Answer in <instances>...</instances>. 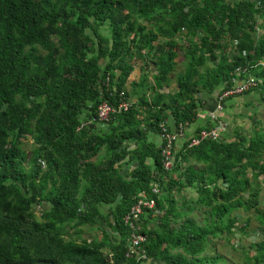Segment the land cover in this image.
<instances>
[{"label":"trees","instance_id":"obj_1","mask_svg":"<svg viewBox=\"0 0 264 264\" xmlns=\"http://www.w3.org/2000/svg\"><path fill=\"white\" fill-rule=\"evenodd\" d=\"M263 61L264 0H0V264H221L207 251L246 232L239 209L264 233V118L233 138L174 144L170 169L150 138L162 122L192 124L199 93L248 75L257 85L232 97L255 90L264 105ZM128 97L127 110L97 118L102 102ZM122 163H133L127 175ZM142 191L158 213L137 222V259L123 218ZM99 217L100 237L80 238ZM247 248L241 264H264V238Z\"/></svg>","mask_w":264,"mask_h":264},{"label":"built area","instance_id":"obj_2","mask_svg":"<svg viewBox=\"0 0 264 264\" xmlns=\"http://www.w3.org/2000/svg\"><path fill=\"white\" fill-rule=\"evenodd\" d=\"M261 31V29H258ZM242 54L245 55V51H242ZM264 65V62H262ZM258 83V78L254 76L248 75L247 78L241 83H237L235 86L231 88H227L222 90L220 94V103L216 106V111L210 115L212 120L218 119L220 116L219 112L223 108V101L230 96L235 94L242 93L246 90H250L254 88ZM132 101L131 98H123L119 101L118 105L114 107L113 105L102 102L97 108V118L99 120H108L111 113L120 110H127L128 107L131 105ZM89 124L90 121L84 122ZM83 123V124H84ZM82 124V125H83ZM81 125V126H82ZM161 128V138H162V146H161V157H162V166L165 169H170L173 163V147L175 142L177 141L178 136L183 133L184 126L179 124L176 130L170 131L165 122L160 123ZM225 130V124L222 120H218L217 124L210 128H203L201 129L197 135H193L189 138L190 145L197 144L199 141L203 139H219L221 136V132ZM152 194H158L160 189L157 183H153L151 186ZM155 206V199L153 197H147V194L142 191L138 195V199L136 203L130 208L129 212L124 216L123 220L126 225L129 226L130 232L127 239V248L125 255L127 257L136 255L137 259L144 257V248H142V244L146 241V236L140 232V225L137 223L140 216L143 214L145 208L153 209L152 216H156L158 210L154 209Z\"/></svg>","mask_w":264,"mask_h":264},{"label":"rangeland","instance_id":"obj_3","mask_svg":"<svg viewBox=\"0 0 264 264\" xmlns=\"http://www.w3.org/2000/svg\"><path fill=\"white\" fill-rule=\"evenodd\" d=\"M228 1H233V0H228ZM141 66L142 63L138 62L135 66V70L133 71V76H137V69H139L140 67V73H141ZM179 70L176 69L174 74H173V79L176 78V75L178 74ZM174 82V81H172ZM250 92V91H249ZM232 101H234V99L239 100L238 104H240V106L238 108H236V110L233 113V119L238 118V124L234 129H239L238 125L242 126V122L245 123V126L243 127V130L248 131L250 130L249 128V123L250 120L248 119V117L250 115H253L254 112H256L257 110H261L264 112V106H261L258 100V94L257 91L252 90L250 93L244 95V94H240L238 96L232 97L230 96ZM227 98V100H228ZM258 107V108H257ZM233 129V130H234ZM232 130V133H233ZM23 146L27 149L30 150L32 147V140L29 138H26L23 140ZM248 172L250 173V170H248ZM262 178V176L260 177ZM190 196L194 197L195 193L190 192ZM260 206L261 208L264 207V190L261 191L260 193ZM37 209V210H36ZM36 213L39 214V208L36 207ZM236 214L238 215V225H242L243 224V219L249 215L251 216V220H250V224L246 229L245 233H242L240 231L236 232L234 235H230L231 238V243H229L227 241L226 238V234L221 235L219 237H214L211 239V242L214 243L213 247L209 246V250L207 251L209 254H213V252L219 253L220 255H222L225 259V262H221V264H241L240 260L242 257V249H248V245L251 242H255L258 240H261L262 238H264V233L263 231H261L260 229V224L258 219L255 217V213L254 210L251 209L248 212H244L242 209H239ZM99 219V218H98ZM102 221V219H99ZM102 226L106 227L105 222H102L101 224ZM81 237L80 238H87L88 240L91 239H98L101 235V229L98 227H96L95 225H84L82 226V231H81ZM79 239V237H78Z\"/></svg>","mask_w":264,"mask_h":264},{"label":"crops","instance_id":"obj_4","mask_svg":"<svg viewBox=\"0 0 264 264\" xmlns=\"http://www.w3.org/2000/svg\"><path fill=\"white\" fill-rule=\"evenodd\" d=\"M183 39H184L183 41L179 40V44H183L185 42V38H183ZM183 61H184L183 55H182V53H180L179 57L176 58L175 68L179 70L176 77L181 72H183V70H184L186 62H183ZM134 70H135V68H134ZM137 70H138L137 76H133V71L131 72V74L129 76L130 82L131 81H137L139 79V76L141 74L140 73V67ZM172 81H175V79H173V76H172ZM221 92H222V90L218 89V90H214L213 92L204 91L202 93H199V97L202 98V100L204 102V109L197 114V119L192 124H189V125L184 127L183 133H181L178 136L177 141L175 142V146L177 149H180L182 147L183 143L187 139H189L190 137H192L194 135V133L196 132V130L199 126L204 125L205 123H207L209 121H210V123L212 122L211 127L215 126L217 124L218 120H222L224 122L225 130L223 132H221V136H220V138H222L224 140L228 139V138H233L235 133L238 131L242 132V130H243L242 126H245V123L242 122V126L238 125L239 128L242 130L234 129L238 124V122H237L238 118H235V119L232 118L233 117L232 112H234L236 110V108H238L240 106V104H238L239 100L234 99V101H232L231 99H228V100L225 99L223 101V108L219 112L220 116L218 117V119L216 118V120L214 121V120H212V118H210V115L216 111L215 109H216L217 104L220 103V101H221V99H220ZM258 99H259V96H258ZM260 105L264 106L261 103H260ZM263 118H264V112L261 110H257L256 112L253 113V115H250L248 117V119L250 120V123H249L250 130L249 131L253 130L255 123L258 122L259 120H262ZM259 124H261V123H259ZM173 130H176V128H173ZM232 130H233V133H232ZM150 138L153 139L154 141L158 142V143L162 142V139L159 135H150ZM124 164L125 165H123V163L119 164V166L123 165V167L120 169V173L122 175H127L130 172L131 168H133V163H128V164L124 163ZM190 192L188 193L189 197H191ZM102 210L104 212H107V208H104ZM99 219H102V218L99 217ZM99 219H98V223L96 224V227H98V229L99 228L102 229L103 227H105V226L101 225L102 222H104V220L102 219V221H101Z\"/></svg>","mask_w":264,"mask_h":264},{"label":"clouds","instance_id":"obj_5","mask_svg":"<svg viewBox=\"0 0 264 264\" xmlns=\"http://www.w3.org/2000/svg\"><path fill=\"white\" fill-rule=\"evenodd\" d=\"M262 63V62H261Z\"/></svg>","mask_w":264,"mask_h":264}]
</instances>
